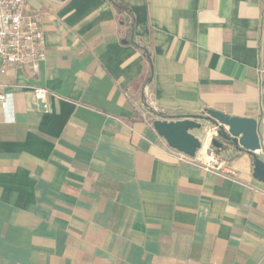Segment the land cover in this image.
Wrapping results in <instances>:
<instances>
[{
    "label": "crops",
    "instance_id": "0c3cea01",
    "mask_svg": "<svg viewBox=\"0 0 264 264\" xmlns=\"http://www.w3.org/2000/svg\"><path fill=\"white\" fill-rule=\"evenodd\" d=\"M123 1L148 83L108 0H26L47 56L0 73L17 110L0 122V264H264L252 156L180 161L134 112L143 98L173 116L214 109L256 119L263 139L264 0Z\"/></svg>",
    "mask_w": 264,
    "mask_h": 264
},
{
    "label": "built area",
    "instance_id": "2783aa9c",
    "mask_svg": "<svg viewBox=\"0 0 264 264\" xmlns=\"http://www.w3.org/2000/svg\"><path fill=\"white\" fill-rule=\"evenodd\" d=\"M46 56L47 45L41 15L29 10L26 0H0V73H6L11 66H29L36 69L38 62ZM259 72L264 73V66L259 69ZM32 93L37 101L43 103H46L49 97V91L41 87L33 89ZM14 96L12 90L0 91V122H16L17 110ZM218 130L219 126L216 125L209 131L207 153L210 159H207L208 162L203 158L201 148L195 157L178 151L179 160L203 163L211 168H221L225 165L228 161L221 158L223 152L218 153L217 147L212 144L213 139L219 137ZM201 142L203 144L202 140ZM260 145V149L256 150L258 155L264 153V138L260 139ZM217 155H220V159L216 157Z\"/></svg>",
    "mask_w": 264,
    "mask_h": 264
},
{
    "label": "water",
    "instance_id": "95a60500",
    "mask_svg": "<svg viewBox=\"0 0 264 264\" xmlns=\"http://www.w3.org/2000/svg\"><path fill=\"white\" fill-rule=\"evenodd\" d=\"M39 106L41 109H45V104L42 101H39ZM199 120L210 121L218 125L219 137L245 149L253 158L254 178L264 182V160L256 153V150L261 147L256 119L230 116L218 110L207 109V112L200 116L193 115L171 120L155 119L153 126L171 148L190 157H195L197 151L202 147L200 138L192 133L193 130L202 128V123ZM226 127L228 129H225ZM218 138H214L212 144L221 148L223 143Z\"/></svg>",
    "mask_w": 264,
    "mask_h": 264
},
{
    "label": "trees",
    "instance_id": "16d2710c",
    "mask_svg": "<svg viewBox=\"0 0 264 264\" xmlns=\"http://www.w3.org/2000/svg\"><path fill=\"white\" fill-rule=\"evenodd\" d=\"M111 5L113 6L117 16L119 17V21L121 23H124L127 26V33L125 35V39L127 44H131L133 46H135L137 49H139L145 56V58L147 59V61L150 64V72L147 78V83L150 82L151 77L153 75V55L151 53V51L149 50L148 46L143 43L135 34V17L133 15V12L130 8V6L123 0H108ZM145 99L143 98V101ZM145 106L148 108V110L153 113L155 116H159L161 119H180L183 117H190L193 115H188V116H182V115H169L167 113L164 112H160V111H156L155 109L151 108L148 104H145ZM135 115L138 117V112L137 109L135 108ZM207 112V109L205 110V113ZM204 113V114H205ZM200 116V115H197ZM222 143L223 146L221 148L217 147V152L220 153L222 150H227V147H235V149L240 152V153H244L247 152L245 149H243L242 147H239L237 145H235L233 142L228 141L222 137L218 138ZM248 153V152H247Z\"/></svg>",
    "mask_w": 264,
    "mask_h": 264
},
{
    "label": "rangeland",
    "instance_id": "374dc122",
    "mask_svg": "<svg viewBox=\"0 0 264 264\" xmlns=\"http://www.w3.org/2000/svg\"><path fill=\"white\" fill-rule=\"evenodd\" d=\"M145 104H147L146 98L142 102V104L137 107L138 117L144 116V118H146L149 122H152L153 119H159V118L155 117V115L148 110V108L145 106ZM199 121L202 123V128L201 129H195L192 131V133L195 134L197 137H199L201 140H204L206 135H207L206 131H210L214 126H216V124H214L210 121H209V123H207L206 120H199ZM165 143H166V140H165ZM216 157L220 159V155L219 156L217 155ZM221 158L224 160H227L226 156H224V155H221ZM207 162H208V160H207ZM210 163L212 164L213 162H210Z\"/></svg>",
    "mask_w": 264,
    "mask_h": 264
},
{
    "label": "bare ground",
    "instance_id": "6f19581e",
    "mask_svg": "<svg viewBox=\"0 0 264 264\" xmlns=\"http://www.w3.org/2000/svg\"><path fill=\"white\" fill-rule=\"evenodd\" d=\"M206 132H207V135H206L205 139L202 140L203 144H202L200 151L202 153L203 158L207 160V158L210 159V156L207 153L208 142H209V138H210V132L209 131H206Z\"/></svg>",
    "mask_w": 264,
    "mask_h": 264
}]
</instances>
